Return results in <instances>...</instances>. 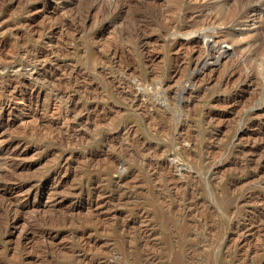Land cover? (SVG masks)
<instances>
[{
  "label": "rangeland",
  "instance_id": "obj_1",
  "mask_svg": "<svg viewBox=\"0 0 264 264\" xmlns=\"http://www.w3.org/2000/svg\"><path fill=\"white\" fill-rule=\"evenodd\" d=\"M0 96V264H264V0H0Z\"/></svg>",
  "mask_w": 264,
  "mask_h": 264
},
{
  "label": "bare ground",
  "instance_id": "obj_2",
  "mask_svg": "<svg viewBox=\"0 0 264 264\" xmlns=\"http://www.w3.org/2000/svg\"><path fill=\"white\" fill-rule=\"evenodd\" d=\"M229 13H230V12H229ZM183 14H184V13H183ZM185 14H186V13H185ZM187 15H188V14H187ZM233 15H234V14H233ZM189 16H190V14H189ZM230 16H231V15H230ZM215 17H216V16H215ZM228 17H229V16H228ZM211 18H212V17H211ZM213 18H214V17H213ZM204 19H205V18H204ZM206 19H208V17H207ZM226 19H227V17H226ZM228 19H229V18H228ZM232 19H233V18H232ZM219 20H220V19H219ZM224 20H225V19H224ZM202 22H203V21H202ZM217 22H218V20H217ZM217 22H216V20H215L214 23H217ZM231 23H232V22H231ZM185 28H187V27L185 26L184 29H185ZM180 29H181V28H180ZM189 29H190V28H189ZM143 39H144V38H143ZM114 49H115V48H114ZM109 50H110V49H109ZM115 50H116V49H115ZM111 52H114V50L111 51ZM110 54H111V53H110ZM113 54H114V53H113ZM39 55H41V54H39ZM38 58H40V57H38ZM26 59H27V58H26ZM31 59H32V58H31ZM28 60H29V59H28ZM30 62H31V61H30ZM51 62H52V61H51ZM25 64H26V63H25ZM249 75H250V74H249ZM247 76H248V75H247ZM250 76H251V75H250ZM3 77H4V76H3ZM15 78H16V77H15ZM27 78H28V77H27ZM247 78H249V77H247ZM5 81H6V80H5ZM19 81H20V80H19ZM30 81H31V79H30ZM18 85H19V84H18ZM33 85H34V84H33ZM9 86H10V84H9ZM9 86H8V87H9ZM31 86H32V85H31ZM35 87H36V86H35ZM14 88H15V87H14ZM8 89H9V88H8ZM15 89H16V88H15ZM35 90H36V89H35ZM8 91H9V90H8ZM20 91H21V90H20ZM23 95H24V94H23ZM15 96H16V95H15ZM29 97H30V96H29ZM0 98H1V96H0ZM33 98H34V97H33ZM2 99H3V98H2ZM5 102H6V101H5ZM5 102H4V103H5ZM4 103H3V104H4ZM7 103H8V101H7ZM7 106H8V105H6V106L4 105L3 107H1V109L5 111V109L9 107V106H8V107H7ZM10 108H11V107H10ZM12 108H13V107H12ZM9 110H11V109H9ZM11 111H12V110H11ZM12 166H13V165H12ZM15 166H16V165H15ZM19 166H20V165H19ZM17 167H18V166H17ZM13 168H15V167L13 166ZM1 169H2V168H1ZM60 169H61V168H60ZM2 171H3V170H2ZM11 171H12V170H11ZM58 171H59V170H58ZM5 172H6V171H5ZM3 174H4V173H3ZM8 174H9V173H8ZM56 174H57V172H56ZM51 175H52V174H51ZM9 176H10V175H9ZM12 177H13V176H12ZM14 178H15V177H14ZM9 179H10V178H9ZM12 180H13V179H12ZM12 180H11V181H12ZM17 180H18V179H17ZM9 181H10V180H9ZM6 183H7V182H6ZM15 183H16V182H15ZM19 183H20V182H18L17 184H19ZM31 183H33V182H31ZM4 184H5V183H4ZM22 184H23V183H22ZM25 184H26V182H25ZM0 185H1V184H0ZM6 185H8V184H6ZM12 185H13V184H12ZM3 186H4V185H3ZM3 186H1V187H3ZM19 186H20V185H19ZM27 186H30V185L28 184ZM32 187H33V186H32ZM4 188H5V187H4ZM7 188L11 189L12 187H11V186H8ZM15 188H16V187H15ZM12 190H13V189H12ZM31 190H32V189H31ZM3 191H5V190H3ZM32 191H34V190H32ZM18 192H19V191H18ZM3 193H4V192H3ZM12 193H13V192H12ZM5 194H6V192H5ZM8 194H9V193H8ZM34 196H35V195H34ZM5 197H6V196H5ZM5 199H6V198H5ZM5 201H6V200H5ZM5 201L3 200V202H5ZM11 201H12V200H11ZM1 202H2V201H1ZM11 203H12V202H11ZM5 204H6V203H5ZM8 204H9V203H8ZM12 204H13V203H12ZM15 204H16V203H15ZM13 206H14V205H13ZM7 207H9V206H7ZM11 207H12V206H11ZM12 208H13V207H12ZM12 208H11V209H12ZM4 209H5V208H4ZM7 209H8V208H7ZM8 210H9V209H8ZM13 210H14V209H13ZM15 212H16V211H15ZM8 213H10V212H8ZM8 213H7V215H8ZM61 215H62V214H61ZM52 219H53V218H52ZM57 220H59V219H57ZM16 221H17V220H16ZM47 223H48V222H47ZM49 224H50V223H49Z\"/></svg>",
  "mask_w": 264,
  "mask_h": 264
}]
</instances>
